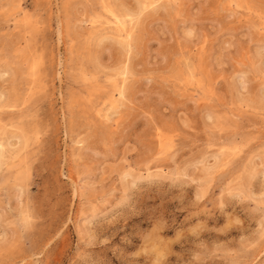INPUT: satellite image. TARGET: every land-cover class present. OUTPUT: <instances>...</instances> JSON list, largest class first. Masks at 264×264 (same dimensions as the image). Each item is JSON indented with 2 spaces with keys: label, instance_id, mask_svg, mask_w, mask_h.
<instances>
[{
  "label": "rangeland",
  "instance_id": "rangeland-1",
  "mask_svg": "<svg viewBox=\"0 0 264 264\" xmlns=\"http://www.w3.org/2000/svg\"><path fill=\"white\" fill-rule=\"evenodd\" d=\"M0 264H264V0H0Z\"/></svg>",
  "mask_w": 264,
  "mask_h": 264
}]
</instances>
